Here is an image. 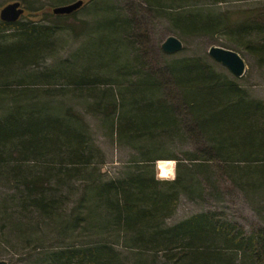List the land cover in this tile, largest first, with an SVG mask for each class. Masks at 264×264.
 Listing matches in <instances>:
<instances>
[{
  "label": "trees",
  "instance_id": "16d2710c",
  "mask_svg": "<svg viewBox=\"0 0 264 264\" xmlns=\"http://www.w3.org/2000/svg\"><path fill=\"white\" fill-rule=\"evenodd\" d=\"M18 1L26 4V0ZM51 1L60 5L74 0ZM144 1L148 8L166 15L179 33L221 32L233 47L264 63L263 10L216 17L204 14L202 8L221 0ZM98 2L88 0L83 6L97 8ZM50 8L33 10L40 12L36 20H0V100L8 107L0 116V180L16 189L20 204L29 206V214L39 219L68 218L70 230L86 225L95 232L110 229L124 234L125 248L135 252V264H264V226L247 233L218 211L199 212L172 225L165 223L181 194L201 198L203 185L217 193L211 178L215 165L216 172L230 175L234 186L252 196L264 195V101L250 98L236 80L200 57L172 58L152 65L142 54L145 48L135 50L136 40L144 37L145 31L137 30L132 19L109 5L104 11L97 10L91 22L76 17V11L60 15L47 11ZM63 26L76 36H92L80 72L62 75L64 85L44 72L30 75L29 81L15 80V71L34 68L52 54V35ZM99 69L109 70L106 78L96 73ZM39 97L92 100L94 109L89 110L110 120L125 139L186 132L199 135L206 145L185 153L191 164L183 176L177 164L172 180L150 174L147 165L154 159L148 157L125 177L97 184L89 180L82 201L89 205L88 210L79 215L77 207L76 218L66 217L69 196L61 198V194L91 168L90 142L78 113L61 102L49 112L47 106L56 101H33ZM28 264L127 261L111 242L90 240L49 250L41 261Z\"/></svg>",
  "mask_w": 264,
  "mask_h": 264
},
{
  "label": "rangeland",
  "instance_id": "374dc122",
  "mask_svg": "<svg viewBox=\"0 0 264 264\" xmlns=\"http://www.w3.org/2000/svg\"><path fill=\"white\" fill-rule=\"evenodd\" d=\"M11 1L0 0V8ZM87 1L83 0V5ZM97 1H99L97 8H94L92 4L87 5V7L82 5L76 10V17L91 22L96 19V11H104L103 7L106 5L115 9L116 12H121L125 18L133 20L137 30L145 31V36L136 40L135 50L145 48L142 54L152 65L172 58L200 57L210 62L218 72L227 74L231 79L236 80L246 90L250 98L264 101V63H261L250 52L233 47L232 42L226 39L227 36L223 33L220 32L215 35L179 33L166 15L162 14L161 11L148 8L144 0ZM21 6L24 12L19 19L21 22H25L36 20L39 17L40 12L33 10L40 8L46 10L47 6H51L47 11L52 12V7L56 5L51 0H26V4L21 3ZM244 10L264 11V0H221L204 5L202 8L204 14H211L216 17L224 13L236 16L237 13ZM169 35H174L182 41V50L167 54L161 49L162 42ZM91 37L90 34L76 36L70 28L63 26L52 35V54L34 68H28L21 72L15 71V80L22 78L29 81L30 75L44 72L54 76L59 85H64V82L61 81L62 75H75L80 72L81 66H84L86 50L89 49L88 43L91 41ZM212 45L235 50L242 56L245 61V71L241 77L233 76L226 67L208 55V49ZM108 71L99 69L96 73L106 78ZM104 88L106 90V87ZM49 100L56 102H52L54 105L47 106V111L52 112L54 110L52 108L61 102L64 107L70 106L82 117L81 126L84 127L89 138V147L93 157L91 168L85 172L83 177L70 182L67 191L61 194V198L65 194L69 196L65 204L66 217L76 218L74 211L77 207H79V215H84L85 212L83 211L88 210L89 205L86 206L82 201L86 197L84 192L86 188H89V180H91V184H97L105 180L125 177L129 173L135 172V169L141 166L138 165L140 164L139 161L147 157V159H154L152 163L150 161L147 165L148 169L146 170L150 174L154 173L155 177L160 180H172L177 173V164L181 165L179 172L181 176L191 164L185 153L196 152L206 145L199 135L186 132L169 137L158 136L152 139H125L117 134L110 120L104 119L94 110H89L88 107L94 109L92 100L75 98L71 101L67 98L39 97L33 101L42 104V102L46 103ZM55 103L57 104L55 105ZM3 104L6 103L0 100V116L3 111H8V107L2 106ZM165 161L169 162L167 165L169 170L167 175L163 177L160 175L158 165L159 162ZM213 170L215 173L211 175V178L216 183L217 193H212L214 191L209 186L203 185L201 198H191L181 194L175 212L165 219V223L172 225L199 212L218 211L222 213L225 219L243 226L247 233L264 226V195L252 196L249 191L246 192L241 186H234L230 180V175L216 172V165ZM16 193V189L10 183L0 180V260L4 264H28L29 261H41L49 250L60 249L74 243L80 245L90 240L111 242L119 251L121 258L127 261V264L137 262L135 252H129L125 248L127 237L124 234L113 232L110 229L95 232L87 228L86 225L70 230L66 227L68 218L39 219L34 214H29V206H24V203L20 204L16 199ZM88 204L91 207L92 204ZM143 257L148 261L152 259L151 256ZM140 264L144 263L140 262Z\"/></svg>",
  "mask_w": 264,
  "mask_h": 264
},
{
  "label": "water",
  "instance_id": "95a60500",
  "mask_svg": "<svg viewBox=\"0 0 264 264\" xmlns=\"http://www.w3.org/2000/svg\"><path fill=\"white\" fill-rule=\"evenodd\" d=\"M82 5L83 0H74L66 4L52 7V13L68 15L75 12ZM23 12L24 9L22 8L20 1L14 0L8 2L0 8V20L4 22H15L19 20ZM182 48V41L174 35L166 37L161 44V49L167 54L176 53L182 50ZM208 55L213 60L226 67L233 76L241 77L243 75L245 71V61L235 50L212 45L208 49ZM0 264H4V262L0 260Z\"/></svg>",
  "mask_w": 264,
  "mask_h": 264
},
{
  "label": "bare ground",
  "instance_id": "6f19581e",
  "mask_svg": "<svg viewBox=\"0 0 264 264\" xmlns=\"http://www.w3.org/2000/svg\"><path fill=\"white\" fill-rule=\"evenodd\" d=\"M171 163V162H170ZM169 164L168 161H165V162H159V165H158V168L160 170V175L165 177L168 173V168H167V165ZM169 177V176H168Z\"/></svg>",
  "mask_w": 264,
  "mask_h": 264
}]
</instances>
